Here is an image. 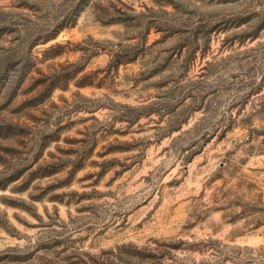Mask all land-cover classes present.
<instances>
[{"label":"rangeland","instance_id":"1","mask_svg":"<svg viewBox=\"0 0 264 264\" xmlns=\"http://www.w3.org/2000/svg\"><path fill=\"white\" fill-rule=\"evenodd\" d=\"M0 264H264V0H0Z\"/></svg>","mask_w":264,"mask_h":264}]
</instances>
